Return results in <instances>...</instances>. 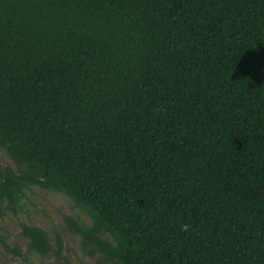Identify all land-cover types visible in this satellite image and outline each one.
I'll return each instance as SVG.
<instances>
[{
    "label": "trees",
    "instance_id": "obj_1",
    "mask_svg": "<svg viewBox=\"0 0 264 264\" xmlns=\"http://www.w3.org/2000/svg\"><path fill=\"white\" fill-rule=\"evenodd\" d=\"M0 147L1 200L63 188L123 264H264V0H0Z\"/></svg>",
    "mask_w": 264,
    "mask_h": 264
},
{
    "label": "rangeland",
    "instance_id": "obj_2",
    "mask_svg": "<svg viewBox=\"0 0 264 264\" xmlns=\"http://www.w3.org/2000/svg\"><path fill=\"white\" fill-rule=\"evenodd\" d=\"M0 166L11 167L20 173V167L12 156L0 147ZM32 223L46 229L53 244L56 236L62 238L61 257L54 253L42 255L28 249V240L22 234L21 224ZM101 225V231L92 228ZM91 228V229H90ZM80 229H84L83 231ZM90 236L117 245L115 235L107 229L98 216L63 188L44 183H27L16 204L0 199V264H28L24 257L6 250L2 239L13 245L19 243L24 256L34 262L46 264H123L118 258L93 241Z\"/></svg>",
    "mask_w": 264,
    "mask_h": 264
},
{
    "label": "clouds",
    "instance_id": "obj_3",
    "mask_svg": "<svg viewBox=\"0 0 264 264\" xmlns=\"http://www.w3.org/2000/svg\"><path fill=\"white\" fill-rule=\"evenodd\" d=\"M181 227H182L183 231H187L189 226L188 225H182Z\"/></svg>",
    "mask_w": 264,
    "mask_h": 264
}]
</instances>
